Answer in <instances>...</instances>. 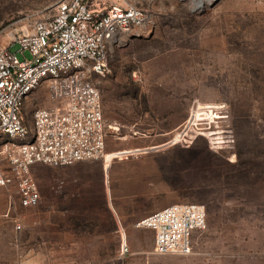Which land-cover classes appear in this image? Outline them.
Returning a JSON list of instances; mask_svg holds the SVG:
<instances>
[{
    "label": "rangeland",
    "instance_id": "374dc122",
    "mask_svg": "<svg viewBox=\"0 0 264 264\" xmlns=\"http://www.w3.org/2000/svg\"><path fill=\"white\" fill-rule=\"evenodd\" d=\"M56 1L0 0V46L23 57L15 37ZM107 1L148 15L135 36L110 45V73L92 76L107 159L36 164L37 207L20 205L16 183L0 186V264H264V0ZM198 100L206 104L196 109ZM49 105L43 85L23 114L29 121ZM187 123L186 140L168 144ZM175 202L207 207L198 253L157 254L154 231L136 225Z\"/></svg>",
    "mask_w": 264,
    "mask_h": 264
},
{
    "label": "built area",
    "instance_id": "2783aa9c",
    "mask_svg": "<svg viewBox=\"0 0 264 264\" xmlns=\"http://www.w3.org/2000/svg\"><path fill=\"white\" fill-rule=\"evenodd\" d=\"M147 16L143 7L133 3L57 0L50 13L34 21L31 30L15 37L23 57L10 46H0V139L7 138L0 149V186L16 183L21 206L37 207L42 199L34 174L36 164L62 167L106 159L103 97L92 76L110 73V45L135 36ZM43 85L51 105L37 108L27 121L25 101ZM201 104L206 103L195 101L194 107ZM187 125L178 132L181 138L168 144L186 140L191 130L187 131ZM203 129L198 133L204 135ZM223 131L222 138L231 137ZM136 225L154 231L157 254H195L200 252L198 236L208 227V210L203 203L175 202ZM128 252L124 238L121 256Z\"/></svg>",
    "mask_w": 264,
    "mask_h": 264
},
{
    "label": "crops",
    "instance_id": "0c3cea01",
    "mask_svg": "<svg viewBox=\"0 0 264 264\" xmlns=\"http://www.w3.org/2000/svg\"><path fill=\"white\" fill-rule=\"evenodd\" d=\"M117 3H119V2H117ZM120 4H122V3H120ZM86 161V160H85ZM79 162H82V161H79ZM76 164V165H75ZM73 165V164H72ZM96 166V163L95 164H93V165H89V164H87V163H78L77 164V162L76 163H74V168H86V167H95ZM35 167V166H34ZM42 192V191H41ZM168 204V203H167ZM164 206H166V204L165 205H161V206H159L158 207V205L156 206V207H154L153 209H155V208H158V209H161V208H163ZM158 209H156V210H158ZM148 210H150V208L148 209ZM156 210H154V211H156ZM153 211V212H154ZM152 213V212H151ZM149 215V214H148Z\"/></svg>",
    "mask_w": 264,
    "mask_h": 264
},
{
    "label": "bare ground",
    "instance_id": "6f19581e",
    "mask_svg": "<svg viewBox=\"0 0 264 264\" xmlns=\"http://www.w3.org/2000/svg\"><path fill=\"white\" fill-rule=\"evenodd\" d=\"M193 1V3L192 4H194V7H198V6H202L203 4H205L206 3V1L205 0H192ZM212 0H208V2H211ZM124 155L125 154H127V153H123ZM128 154H132V153H128ZM106 157H107V155H106ZM107 159V158H106ZM106 159H105V161H106Z\"/></svg>",
    "mask_w": 264,
    "mask_h": 264
},
{
    "label": "water",
    "instance_id": "95a60500",
    "mask_svg": "<svg viewBox=\"0 0 264 264\" xmlns=\"http://www.w3.org/2000/svg\"><path fill=\"white\" fill-rule=\"evenodd\" d=\"M157 148H159V147H155V148H153V149H157Z\"/></svg>",
    "mask_w": 264,
    "mask_h": 264
}]
</instances>
